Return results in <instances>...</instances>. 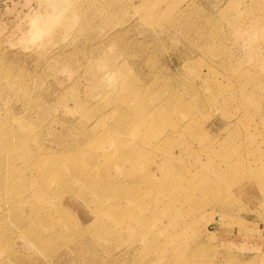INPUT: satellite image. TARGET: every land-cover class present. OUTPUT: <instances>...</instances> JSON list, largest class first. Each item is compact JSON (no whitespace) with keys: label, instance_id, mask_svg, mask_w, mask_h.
Listing matches in <instances>:
<instances>
[{"label":"rangeland","instance_id":"374dc122","mask_svg":"<svg viewBox=\"0 0 264 264\" xmlns=\"http://www.w3.org/2000/svg\"><path fill=\"white\" fill-rule=\"evenodd\" d=\"M156 12L163 13L160 21L151 23L148 14ZM263 93L264 0H0V138L11 145L19 134L28 140L27 132L18 129L27 122L55 156H72L51 164V176L43 180L35 171L29 176L40 178V187L49 190L59 181L69 184L59 190L63 201L37 200L50 212L42 219L46 226L35 230L30 206L17 210L12 191L2 187L0 264H264L262 192L252 190L230 196L224 206L216 204L212 200L217 196L208 194L212 189L203 184H219L223 176L202 174L221 168L225 153L215 154L205 144L233 132L232 142L242 146L249 170L261 168ZM246 101L253 106L251 130L238 123L244 113L240 104ZM117 107L122 114L116 118ZM103 112L113 117L101 124ZM174 122L182 136L168 152L176 159L167 160L166 152L156 150L149 180L162 185L197 170L195 182L186 176L196 202L184 201L187 193L177 190L184 185L179 180L177 188L166 191L178 200V208L162 207L157 191L150 197L133 192L141 180L135 182L126 173L128 166L141 173L134 163L112 158L97 167L82 156L97 139H107L95 150L104 155L117 153L125 138L127 148L119 155L128 152L139 134H149L154 144L152 133H171ZM261 122L263 127H257ZM190 126L192 130L182 131ZM190 146L197 157H190ZM25 147L35 149L29 140ZM11 154L19 159L13 168L25 173L22 147L17 144ZM252 181L247 185L255 187ZM32 191L24 194L33 199ZM140 198L148 208L150 230L173 231L175 224L183 234L172 233L170 242L160 236L156 246L145 245L144 224L120 212L125 207L138 215ZM93 202L102 203L104 217L92 214ZM194 203L200 207L192 208ZM64 211L73 218L63 217ZM28 227L43 236L38 241L28 237Z\"/></svg>","mask_w":264,"mask_h":264},{"label":"bare ground","instance_id":"6f19581e","mask_svg":"<svg viewBox=\"0 0 264 264\" xmlns=\"http://www.w3.org/2000/svg\"><path fill=\"white\" fill-rule=\"evenodd\" d=\"M108 12L109 11H106V12L100 13V14H109ZM162 14H163L162 12H156L154 14H148L147 18H148V20L151 18V20H149L151 23H156L158 21V19L160 18V16H162ZM167 17L168 18L171 17V11L167 12ZM212 22H215V21H212ZM212 24H215V23H212ZM208 25H211V24H208ZM216 26H217V24H216ZM132 93L134 95H138L137 90L132 91ZM261 102H262V99H261ZM170 104L174 105L178 108L179 107L184 108V107H182V105L179 106V105H177V103H174V102H170ZM240 105H241L242 109L244 110V113L239 117L238 123H240V124L244 123V124L248 125V127L251 130L252 125H253V119H252V116L250 115L249 111H252L253 106L248 101H246L244 103L241 102ZM100 109H102V107ZM116 111L117 112L115 113V116L117 118V116L122 114L121 107H117ZM164 111H165V109H164ZM164 111H163V114H164ZM166 112H167V110L165 111V113ZM109 117H113L112 112H111L110 116H108V114H106V112H103L100 115L98 122L101 124L104 122L106 123V122H108ZM140 118H142V117H140ZM128 120H129V116H128ZM112 122L113 121H111V123ZM157 123H158V121L156 120L155 125ZM141 124L146 125L145 122H142ZM156 126L162 127V125H156ZM176 126H177V124L174 122V127L171 130V133H167V132H165V130H156L155 132H153L152 136H154V138H156V142L154 144L152 141H149V138L146 137V136H149V134L148 135L139 134L136 137V139H134V141L132 142L133 145L130 144L131 148H129V151L126 153L124 151L123 154H120V155H119L120 151L124 150L123 148H127L125 146L126 143H124L125 140H126L125 142H127V141L129 142V140L127 138L123 139L122 144L120 142L118 143V146L115 149L117 153L112 154V155L111 154L104 155L100 152L95 151V150H97L98 146L103 145L107 140L106 138L104 140H98L97 139L95 141H91L88 144L89 152H85V153L83 152L82 156L90 163L89 164L90 166L97 165V167L106 166V163L111 161L110 159H112V158H117L118 160H120V162H123V163L125 162L126 164H128L129 162L134 163L133 168L135 169V167L137 165L140 168L141 173L136 174L134 172H131L129 166L127 168V173H126L135 182L136 181L139 182L141 180L139 183L140 188L134 190L133 192L140 193L137 195V196L140 195V197L141 196H143V197L149 196L150 197L154 191H157L159 193L158 196L162 197V202H161L162 207L164 205H167L165 208L169 209L172 206L178 208V206H179V205L177 206L178 200L175 198H172V195L170 197L167 196L166 191H171V189L177 188L179 185V180H181L184 183V185L182 187L180 186V188L178 187L177 190L182 189L187 193L184 196L185 197L184 201L190 202L189 200L192 199L193 201L196 202V200H194L196 194L195 193L192 194V192L190 190V187H192V185L190 182L187 181L186 176L188 175L187 174L188 171H186L187 175L184 174L183 176L182 175L179 176V174H178L175 177H170L169 180L164 181L162 185L156 184V183L151 182L149 180V177L153 176L151 171H150V165H152L156 162V159H154V157H153L156 150L166 152V159L171 160V161H175L176 158L174 157V155L170 153L171 151L170 152H168V151L171 150L172 148L176 147V144H175L176 139L180 138L182 136L178 130V127L176 128ZM258 126L263 127L264 125L262 126V122H261L259 125H257V127ZM148 128H150V130H151L153 128V126H149ZM18 129L22 132L23 131L27 132L26 136L28 137V140L30 142L34 143L35 149H33V148L30 149L29 147L28 148L25 147V144L28 143V140L26 138L23 139L22 138L23 136H21L22 134L17 135V137L14 136L16 138V144L13 143L12 145L10 142L9 143L3 142L2 140L4 138H0V141H2V143H1L2 146L0 145L1 146L0 147V166L4 167V173L0 172V190L3 187V189H5V190L7 189L8 192L10 190L12 191L13 194L11 193V196H12L11 199H13L14 204H17V206H16V207H18L17 210H19L21 208V205H23V204H27L30 206L28 208L27 212H29V215L33 218L35 224H37L36 226H34L35 230H36L38 226H41V225L46 226V223L42 222V219L50 216L49 215L50 212L48 210H46V208L44 207L46 205V203H43L39 206L37 200H45V202L48 200L63 201L62 200V191H59V190L63 189L64 187L69 186L68 183L64 186L63 182L59 181V182L55 183L56 188L49 190V188H47V187H43V186H42V188L40 187V180L41 179L43 180L45 176H51V173H52L51 164L53 166H54V164L59 165L64 158L72 157V156L67 155L64 158H62L61 156H55L54 155L55 152H52V151L48 150L46 147H44V145L40 142L39 137L36 136V134L34 133L33 128L29 124H27V122L20 123ZM190 130H192L191 126L186 128L185 130H182V131L184 132V131H190ZM113 131L116 132V129H113ZM229 131H232V130H229ZM2 132H3V130H2ZM116 133L117 134H123L122 129H118ZM133 133H134V131H133ZM227 135L228 136H226L223 139L220 138V140L218 142L216 140L215 141L210 140L209 142L207 141L208 143L205 144V146L203 147L205 149H213V152H215V154H219L223 151L225 152L223 155H220L221 160H219L218 164H220L221 168H215L214 167L215 169L209 170L206 173H202L203 176H206V177H209V176H216V177L217 176L218 177L223 176V177H225L224 179H223V177H222V179H220L219 184H216V183L210 184V182H206L205 184H203L204 186L207 185L208 188L212 189L208 192V194H210V192H212L213 195L217 196V197L213 198L212 202H215L216 204L217 203L221 204L222 202L226 203L228 201V199L230 198V196L247 194V193H251L253 191H256V192L261 191L262 194L264 195V161H263L264 160V151H261V150L258 151L259 152V159L261 160V168L249 170V167L242 160V146L234 144L232 142L233 140H235L234 137L236 135L234 134V132L232 134L227 133ZM10 138H11V135H10ZM107 138H108V136H107ZM246 138L248 139V141L252 140L251 139L252 137H250V138L246 137ZM17 144H19L22 147L23 154L25 156V158L22 159L23 163L26 165L25 173L21 172V170L13 168L15 166L14 163H16V161H18L19 159L16 156V154H11V152H15V150H17ZM216 144H217V149L215 148ZM190 148H191V146H190ZM93 151H95V152H93ZM193 152H194V150H192V148H191L190 149V157H197L196 152H194V153ZM216 152H218V153H216ZM153 159L155 160V162H153ZM156 164H157V162H156ZM209 164H210V162H209ZM99 169H100V172H102L104 174L107 173L106 169H103V170L101 168H99ZM163 169H164V166L162 165L159 168V172H162ZM198 169H199V167H198ZM29 171H30V173H28ZM34 171L37 173L36 176H41V179L38 177H31V178L29 177V176H33L32 172H34ZM161 175H163V173ZM189 175H190V178L194 179V181L193 180L192 181L195 182V179L197 178V176L199 174H198L197 170H194L192 172L190 171ZM57 176H60V175H57ZM144 176H146V177H144ZM202 178H204V177H202ZM250 180H253L252 182L254 183L255 187L253 185H250V186L247 185L250 182ZM198 183H199V181H198ZM204 186H203V188H204ZM29 189H33V191L31 192V194L33 193V199L32 198L29 199L28 197H26L27 195H25ZM188 191H190V193H188ZM173 192H174V190H173ZM165 196L169 197V198L166 200L164 198ZM223 197H225L224 201L222 200ZM9 200H10V198H9ZM108 200L110 202L109 204H111L113 207L117 206L116 201H114V200L112 201L109 198H108ZM138 201H139V205L136 207V208H139L138 215H136L134 213L133 209H128V208L125 209V207H124V210L121 207L120 212H123L125 217H128L131 220L137 219L139 222L144 224V226L146 228H145V230H143L141 232V234L144 237L145 245L156 246L157 243H159L158 238L160 236L164 237L165 241L170 242L172 240L174 234L180 233L181 230H179V225H177L175 227V224H173V227H172L173 231H169L168 229H165V228H164L165 230H163L161 233L153 232L152 230H150L149 229V225H150L149 224V217H148V214H146V210L148 209L146 207L147 205L145 206L144 201L141 200V198ZM182 202H183V199H181V203ZM92 204L95 205V213L93 212L92 214L95 215L97 218H98V216L101 218L104 217V216H100V213L102 212V209H101L102 203L101 202H93ZM209 204H210V202L207 198L205 200V207L208 206ZM33 205H35L37 208H35ZM196 205L197 204L194 203L191 206H192V208L200 207V206H196ZM225 205H227V204H225ZM223 206H224V204H223ZM158 209H159V207H158ZM149 210H150V208H149ZM20 211H22V210H20ZM58 211H60V210L58 209ZM41 212L43 213V216H41ZM187 212H188V210L186 212H184L185 216L188 215ZM23 213H25V211H23ZM63 217H69L71 219L73 218L70 215V213H68L66 211H64ZM131 217H133V218H131ZM75 229H76V231L81 230L77 226L76 223H75ZM25 231H26V235L28 237H32V238H34V240L37 239L36 241H38V239H40L43 236L41 232H38V231L35 232L34 230L29 229V227ZM172 233H173V235H172ZM181 234H183V231L180 233V235ZM53 235H57L56 232H54ZM80 235L82 237H85V234L82 232ZM57 236H58L57 238L61 237V235H57ZM139 251H140V249H139Z\"/></svg>","mask_w":264,"mask_h":264}]
</instances>
